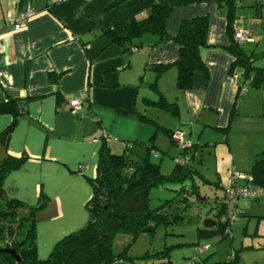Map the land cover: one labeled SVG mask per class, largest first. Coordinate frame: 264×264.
I'll return each instance as SVG.
<instances>
[{
  "label": "crops",
  "instance_id": "crops-1",
  "mask_svg": "<svg viewBox=\"0 0 264 264\" xmlns=\"http://www.w3.org/2000/svg\"><path fill=\"white\" fill-rule=\"evenodd\" d=\"M114 1L0 0V82L10 96L29 98L28 110L15 123L7 146L0 145V159L7 154L25 157L7 173L4 187L9 197L27 208L44 204L36 213L41 259L90 220L88 202L105 133L110 134L106 142L113 152L121 153L131 144L135 159L145 156L150 146L151 158H160L166 174L176 166V158L186 157L198 170L192 180L205 202H210L209 212H218L233 172L249 174L264 151L261 131L246 118L256 114L248 106L264 108V90L254 86L241 96V82L248 76H243V68H232L234 55L228 48L232 36L222 5L226 0L177 6L167 20L168 32L175 34L182 19L206 14L210 18L209 45L201 49L206 67L195 73L193 86L186 90L177 86L174 65L159 75L157 71V65L177 59V41H159L157 34L147 32L139 47L127 49L106 33L124 36L127 19L145 18L156 0L112 5ZM29 5L35 13L22 27L8 25V10L21 12ZM250 38L242 48L254 42ZM248 78L252 81V76ZM252 89L260 94L255 96ZM74 96L86 102L77 112L66 107ZM162 99L171 108L160 105ZM240 115H245L246 124L240 123ZM12 120L11 114H0V133ZM240 124L246 135L242 143L236 140ZM177 130L195 146L178 147L171 136ZM208 153L213 156V170L201 164ZM205 186L208 193L202 192ZM163 195L157 196L158 203L172 198ZM251 200L264 203V199ZM239 212L248 215L249 230L264 207L244 203ZM230 228L232 232V224Z\"/></svg>",
  "mask_w": 264,
  "mask_h": 264
},
{
  "label": "trees",
  "instance_id": "trees-1",
  "mask_svg": "<svg viewBox=\"0 0 264 264\" xmlns=\"http://www.w3.org/2000/svg\"><path fill=\"white\" fill-rule=\"evenodd\" d=\"M121 1L115 0L112 5ZM203 1L207 0H156L145 18L139 20L132 16L127 19L124 36H118L111 30L106 33L113 42L125 45L127 49L139 47L140 38L147 32L157 34L159 41H177L180 45L177 59L172 64L157 65V71L159 75L161 71L174 65L177 68V86L186 90L193 86L195 73L206 67L201 49L209 45L210 18L206 14L182 19L175 34L168 32L167 20L175 7ZM237 1L226 0L229 5L227 30L232 36L228 48L234 55L232 68H243V76H254L250 84L261 88L264 68L255 65L256 54H247L242 44L237 43L234 38ZM155 84L156 79L152 86ZM28 101L29 98L7 94L0 82V114L9 113L13 116L11 124L0 133V145L7 146L15 123L28 110ZM162 101L160 105L171 108V103L163 99ZM193 145L192 143L191 147ZM149 149L150 146L145 156L135 159L131 153V144H127L123 152L115 153L104 138L99 149L97 175L92 180L93 196L88 202L90 220L83 228L59 240L45 259L38 256L36 242V213L44 204L27 208L19 199L9 197L4 187L7 173L19 167L25 157L7 154L0 159V264H110L122 256L112 250L116 233L128 231L137 234L147 231L148 228L153 231L152 222L182 224L188 208L192 207L194 211L200 212L201 203L205 200L192 180L198 174L195 165L186 157H182L186 158L187 162H176L174 169L166 174L162 171L161 164L152 160ZM249 174L256 184L264 186V151L256 158ZM175 183L179 184L178 189L173 188L177 193L152 207L151 190ZM191 196H195L199 201L197 210L189 200ZM23 210L27 213L20 215ZM224 210L223 196L222 205L214 214L218 227L199 229V233L206 234L217 230L228 233L229 224L222 217ZM9 249H14L15 254ZM166 254L167 250L164 249L162 255ZM15 255L19 256L20 260H17ZM231 259L233 260L230 262L215 264H237L238 254Z\"/></svg>",
  "mask_w": 264,
  "mask_h": 264
},
{
  "label": "rangeland",
  "instance_id": "rangeland-1",
  "mask_svg": "<svg viewBox=\"0 0 264 264\" xmlns=\"http://www.w3.org/2000/svg\"><path fill=\"white\" fill-rule=\"evenodd\" d=\"M222 5L226 9L229 8L226 1H222ZM236 5V29L249 32L254 39L253 43H244L243 48L247 54L254 52L256 54L255 65L264 68V0H239ZM261 85V89L264 90V79L261 81ZM250 88L256 87L249 84L241 93V96L247 90H251ZM252 92H254L255 96L260 94L255 89H252ZM248 108L252 112H256V114L246 118L256 122L264 137V108L254 106H248ZM246 118L245 115H240V123L246 124ZM241 124L236 130L238 143H242L246 139L245 132L240 130ZM250 131L256 135L252 127ZM180 148L182 147L180 146ZM134 151L133 155L137 156L136 149ZM152 158L156 162L160 161V158L155 156H152ZM201 164L205 168L208 167L213 170V156L208 153L206 160ZM175 187L178 188L179 186L169 184L165 188L152 189L151 205L157 206L160 204L157 196H162L163 193L165 195H163L164 198L173 197L177 193L172 190ZM209 190L205 186L202 192L208 193ZM239 201L240 206L247 203L248 207L253 205L255 207H264L263 202L258 203V201H252L248 198H241ZM210 206V202L201 203L200 212L194 211L192 207L188 208L182 224L172 222L155 224L152 222L153 231H142L137 234L128 231L116 233L112 250L115 254H121L122 256L110 264H215L218 262H230L233 260L230 257L236 254H238L237 264H264V213L253 217V221L249 223V230H247L248 215H240L236 221L232 222V232L229 234L218 230L201 234L199 229L218 227L216 223L211 226L204 224L206 219L216 218L214 216L216 212H209ZM23 213L27 212L23 210L20 215H23ZM259 221L260 224L258 226ZM25 226L27 228V225ZM164 249L167 250L168 254L162 255Z\"/></svg>",
  "mask_w": 264,
  "mask_h": 264
},
{
  "label": "built area",
  "instance_id": "built-area-1",
  "mask_svg": "<svg viewBox=\"0 0 264 264\" xmlns=\"http://www.w3.org/2000/svg\"><path fill=\"white\" fill-rule=\"evenodd\" d=\"M50 3H56L60 0H49ZM35 13V9L32 6H28L25 10L21 12H15L14 10H8L6 12V20L8 25H12L16 28H20L24 25L25 20L32 16ZM235 41L237 43L242 44L244 41L251 40L249 32L244 30H237L235 31L234 35ZM251 79L248 77L243 79L241 82V91L243 92L248 85L250 84ZM86 105V102L80 96H74L71 98L66 105L68 109L73 112H77L80 108ZM110 134L105 133V139H110ZM175 142L182 147V149L191 147L192 142L186 140L184 138V133L179 130L173 132L172 135ZM178 163H185L187 162L186 158L178 157L176 159ZM241 198H248L253 200L264 199V186L260 184H256L253 181V177L250 174L243 173L242 171H234L231 185L225 188L224 192V205L225 210L222 215L223 220L228 222L229 226L227 228V232L231 233L230 225L233 221H236L239 216V200ZM189 200L195 206V210L198 209L199 201L195 196L189 197ZM231 256L230 258H233Z\"/></svg>",
  "mask_w": 264,
  "mask_h": 264
},
{
  "label": "water",
  "instance_id": "water-1",
  "mask_svg": "<svg viewBox=\"0 0 264 264\" xmlns=\"http://www.w3.org/2000/svg\"><path fill=\"white\" fill-rule=\"evenodd\" d=\"M204 224H205L206 226H211V225L215 224V221H214V219H212V218H208V219L205 220ZM146 230H147V231H152L151 228H148V229H146ZM9 251H11L12 253L15 254V250H14V249H9ZM15 256H16L17 260H20L19 256H17V255H15Z\"/></svg>",
  "mask_w": 264,
  "mask_h": 264
}]
</instances>
